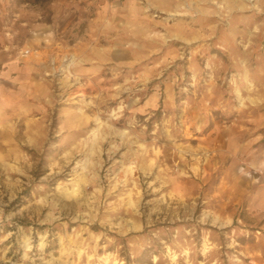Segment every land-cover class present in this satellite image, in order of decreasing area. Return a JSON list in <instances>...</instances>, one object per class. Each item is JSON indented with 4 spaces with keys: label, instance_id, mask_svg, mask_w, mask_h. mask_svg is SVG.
Wrapping results in <instances>:
<instances>
[{
    "label": "rangeland",
    "instance_id": "1",
    "mask_svg": "<svg viewBox=\"0 0 264 264\" xmlns=\"http://www.w3.org/2000/svg\"><path fill=\"white\" fill-rule=\"evenodd\" d=\"M0 264H264V0H0Z\"/></svg>",
    "mask_w": 264,
    "mask_h": 264
},
{
    "label": "clouds",
    "instance_id": "2",
    "mask_svg": "<svg viewBox=\"0 0 264 264\" xmlns=\"http://www.w3.org/2000/svg\"><path fill=\"white\" fill-rule=\"evenodd\" d=\"M254 183H255V181H254Z\"/></svg>",
    "mask_w": 264,
    "mask_h": 264
},
{
    "label": "trees",
    "instance_id": "3",
    "mask_svg": "<svg viewBox=\"0 0 264 264\" xmlns=\"http://www.w3.org/2000/svg\"><path fill=\"white\" fill-rule=\"evenodd\" d=\"M36 1H38V0H36Z\"/></svg>",
    "mask_w": 264,
    "mask_h": 264
}]
</instances>
